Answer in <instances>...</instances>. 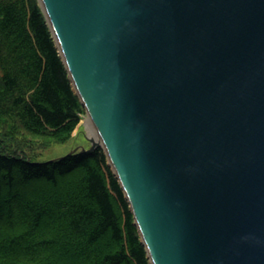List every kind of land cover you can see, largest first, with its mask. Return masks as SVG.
Returning <instances> with one entry per match:
<instances>
[{"label": "water", "instance_id": "obj_1", "mask_svg": "<svg viewBox=\"0 0 264 264\" xmlns=\"http://www.w3.org/2000/svg\"><path fill=\"white\" fill-rule=\"evenodd\" d=\"M37 1L150 264H264V0Z\"/></svg>", "mask_w": 264, "mask_h": 264}, {"label": "trees", "instance_id": "obj_2", "mask_svg": "<svg viewBox=\"0 0 264 264\" xmlns=\"http://www.w3.org/2000/svg\"><path fill=\"white\" fill-rule=\"evenodd\" d=\"M52 37L38 1L0 0V264H150L102 148L29 149L64 143L85 114Z\"/></svg>", "mask_w": 264, "mask_h": 264}, {"label": "rangeland", "instance_id": "obj_3", "mask_svg": "<svg viewBox=\"0 0 264 264\" xmlns=\"http://www.w3.org/2000/svg\"><path fill=\"white\" fill-rule=\"evenodd\" d=\"M92 125L90 124L86 113L82 114L81 119L79 123H77V126L75 127L74 131L71 134V137L65 141L64 143L59 144H52L46 148H41L39 145H30L29 149L32 150L35 154H33L34 158L38 161L48 160L53 157L61 156L63 154H66L71 151L73 148H77L78 146L82 147H88L89 141L86 137H91L92 135ZM34 186L31 185V187H27L24 189H28L31 191V189H40L45 188L48 185L43 181H37L33 183ZM21 186V185H20ZM20 186H17L20 188ZM31 188V189H30Z\"/></svg>", "mask_w": 264, "mask_h": 264}, {"label": "bare ground", "instance_id": "obj_4", "mask_svg": "<svg viewBox=\"0 0 264 264\" xmlns=\"http://www.w3.org/2000/svg\"><path fill=\"white\" fill-rule=\"evenodd\" d=\"M89 120V119H88ZM89 122H90V124H91V121L89 120ZM92 125V124H91ZM92 128H93V131H92V136H94L95 138H96V134H95V129H94V127H93V125H92Z\"/></svg>", "mask_w": 264, "mask_h": 264}]
</instances>
